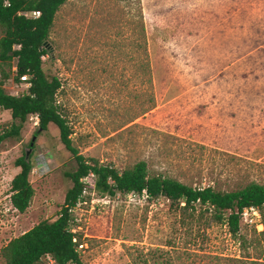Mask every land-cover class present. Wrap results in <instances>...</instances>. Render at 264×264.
I'll use <instances>...</instances> for the list:
<instances>
[{
	"label": "rangeland",
	"instance_id": "1",
	"mask_svg": "<svg viewBox=\"0 0 264 264\" xmlns=\"http://www.w3.org/2000/svg\"><path fill=\"white\" fill-rule=\"evenodd\" d=\"M46 44L43 71L61 82L57 104L86 160L118 171L145 162L150 176L193 189L264 186V0H68ZM15 62L0 82L20 96ZM12 123L0 111V134ZM37 129L31 116L0 143V249L56 220L72 187L77 164L50 124L29 153L31 204L13 209L15 162ZM84 201L72 224L84 264H264V236L242 225L232 237L198 208L180 220L164 198L88 189Z\"/></svg>",
	"mask_w": 264,
	"mask_h": 264
},
{
	"label": "trees",
	"instance_id": "2",
	"mask_svg": "<svg viewBox=\"0 0 264 264\" xmlns=\"http://www.w3.org/2000/svg\"><path fill=\"white\" fill-rule=\"evenodd\" d=\"M5 2L8 5L5 6ZM67 2L68 0H0V67L16 61L14 81L20 83V77L27 75V83L30 84L24 94L13 96L5 91L0 82V111L10 112L11 119L18 122L12 123L9 129L0 134V143L18 138L24 123L29 117L35 116L38 129L34 135L37 136L39 130L47 131L48 126L53 124L59 131L61 143L77 164L75 172L66 174L72 187L65 195L57 219L53 222H40L2 247L0 258L4 264H41L46 257H50L54 264H84L77 251L80 237L71 232L68 211L75 207L85 186L82 180L90 174L94 176V190L100 195H142L145 191L149 200L164 198L169 201L180 220L187 216L194 218L197 208L198 212L205 211L212 222L225 223L232 237H239L241 224L238 213L245 208L257 207L264 225L262 185L251 183L230 193L216 192L210 187L193 189L174 179L150 176L145 162H138L128 169L118 171L112 166L86 160L78 153L72 144V132L57 104L61 82L55 76L47 77L42 67V59L50 56L46 43L56 13ZM21 12H40V16L37 19H27L19 15ZM143 71H150L148 64L143 67ZM30 158L27 162L24 154L15 162L19 172L10 184L11 205L19 214L27 211L34 196L29 181L33 169ZM259 235L264 236V231ZM74 238H77V244L73 242ZM249 264L259 262L253 260Z\"/></svg>",
	"mask_w": 264,
	"mask_h": 264
},
{
	"label": "built area",
	"instance_id": "3",
	"mask_svg": "<svg viewBox=\"0 0 264 264\" xmlns=\"http://www.w3.org/2000/svg\"><path fill=\"white\" fill-rule=\"evenodd\" d=\"M4 5H8L7 2L4 3ZM19 15L27 18V19H37L40 16V12H21L19 13ZM19 47L17 46L16 49H18ZM20 80L23 81L27 87L29 88L30 84L27 83L28 80V76H22L20 77ZM83 184L85 185L82 189L81 195L75 205V207L69 209L68 213L70 214V224L73 227V223L78 222V220L74 219V212L76 210H78L82 205L86 204L84 199H85V195L87 194V190L88 189H93L94 190V176L92 174L88 175L86 178H84L82 180ZM142 196H144L145 198H147L146 192L144 191L142 193ZM239 216V221L241 226H248L251 228H254L255 231H257L258 233H262L264 231V225H263V220H262V216H261V212L257 207H249V208H245L243 209L241 212L238 213ZM71 232L76 234L75 230H73V228H71ZM74 243H78L77 242V238L73 239ZM85 244L84 243H79L77 246V251L79 253V251H82L85 248Z\"/></svg>",
	"mask_w": 264,
	"mask_h": 264
},
{
	"label": "water",
	"instance_id": "4",
	"mask_svg": "<svg viewBox=\"0 0 264 264\" xmlns=\"http://www.w3.org/2000/svg\"><path fill=\"white\" fill-rule=\"evenodd\" d=\"M39 132H41V130H39ZM35 140H36V136H34V137L32 138V140H31V143H30V150H28V151L25 153V159H26L27 162L29 161V153H30V151H31V148H32L33 145H34Z\"/></svg>",
	"mask_w": 264,
	"mask_h": 264
}]
</instances>
